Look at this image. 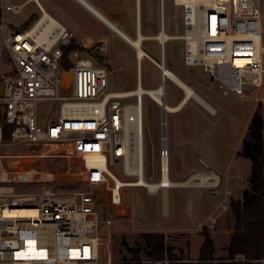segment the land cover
Segmentation results:
<instances>
[{"label":"built area","instance_id":"obj_1","mask_svg":"<svg viewBox=\"0 0 264 264\" xmlns=\"http://www.w3.org/2000/svg\"><path fill=\"white\" fill-rule=\"evenodd\" d=\"M179 5L184 63L203 66L223 95L234 94L254 107H264V0H210L208 4L181 0ZM0 11L16 13L19 8L0 0ZM4 24L2 18L0 28ZM73 39L74 33L48 14L40 15L28 29H9L3 38L12 66L0 73V149L14 145L27 151H0V264H98L104 247L111 259L112 220L103 218L100 194L108 197L109 191L110 203L117 205L122 201L121 189L127 186L118 187L110 165L122 159L125 174L147 180L144 104L146 96L155 99L129 90L109 91L107 65L79 51L71 56L72 70H63L62 46ZM98 47L107 51L104 41ZM163 51L161 45L160 60ZM166 75L160 71L157 88L164 81L166 87L170 79ZM157 95L168 104L167 87L163 96ZM43 100L59 104L60 111L45 125L40 124L37 108ZM155 102L163 113L162 181L165 171L170 178L167 114L174 111ZM211 179L218 201L215 210L198 223L200 228L214 227L231 205L228 176L216 174ZM69 181L82 187L57 185ZM202 182L200 175L196 183L205 185ZM140 186L150 193L161 191L165 203L174 185L166 190L158 185L154 191ZM17 209L34 212L14 213Z\"/></svg>","mask_w":264,"mask_h":264},{"label":"rangeland","instance_id":"obj_2","mask_svg":"<svg viewBox=\"0 0 264 264\" xmlns=\"http://www.w3.org/2000/svg\"><path fill=\"white\" fill-rule=\"evenodd\" d=\"M167 14V28L172 34L183 33L182 7L174 3V0H165ZM161 0H157L160 6ZM143 14L146 23L158 21L159 10L152 3V0H144ZM5 21L4 28H0V73L7 72L12 66L10 57L4 46V35L13 26H20L23 23V15H15L9 11L1 13V19ZM13 24V25H12ZM117 41V40H116ZM113 47V42L110 48ZM153 57L160 59L161 49L157 41H146L144 44ZM131 51V50H130ZM166 63L185 83L190 85L204 100L215 108L212 113L209 109L201 106L199 102L192 99L183 110L170 112L168 117V134L170 157V178L172 175L173 154L182 150V142L189 136L187 148L191 151L193 158L197 154L205 164H201L205 171H213L223 178L224 174L214 170L228 172V184L232 189V198L238 199L243 196L244 190L255 193L254 182L251 177V159L264 149V107L254 103L238 99L234 94L223 95L221 90L212 81L211 74L206 72L203 66H187L184 63V42L183 40H170L166 46ZM132 53H136L132 50ZM107 61V62H106ZM101 63H109V91H122L135 88L138 74L137 60L127 64L128 70L121 67V52L111 51L100 59ZM143 86L145 88H157L161 83L160 70L148 59L141 62ZM72 74V73H71ZM185 96L184 90L172 79L167 81V103L170 106L177 105ZM133 102L134 99H127ZM38 114L40 124L45 125L48 120L58 118L59 104L54 101H39ZM188 112L189 119L185 118ZM162 108L149 96L145 97L144 104V149H145V177L149 181L160 179V147L162 146ZM189 128V133L185 129ZM184 130V133H183ZM1 152L17 154L27 151V148H20L14 145L0 149ZM47 166V165H46ZM65 163H61L64 168ZM215 166V167H214ZM110 168L123 180H136L134 174L123 172L122 159L110 165ZM179 178V177H178ZM196 182L197 179H194ZM209 181H213L210 179ZM112 185V182L110 183ZM63 189L82 187L80 182H60L57 184ZM176 188L171 187L168 191L167 209L163 202L162 193H150L143 186L123 187L122 201L111 204L109 201L110 192L107 191V218L112 220L111 232V259L105 247L100 248L98 264H125L132 263L134 252L126 247L138 248L142 246L144 233H164L166 245L172 247L173 252L183 259L176 261L189 264L198 263V254L203 242V234L210 233L215 243V256L217 258L227 255V245L230 240L233 220L231 210L221 213L217 224L214 227L205 226L200 228L198 223L205 220L208 214L215 210L218 197L214 194L212 185H202L201 188ZM186 191L199 195L200 202L193 206L185 215L174 213L173 201L177 203L189 197L193 202L196 198L191 193L180 194ZM103 192L100 194V198ZM180 194V195H178ZM101 207L102 203L100 201ZM184 204V203H183ZM174 229H162L165 226H174ZM144 264H170L165 255L162 260L150 259L143 251L141 252ZM218 259L212 264H221Z\"/></svg>","mask_w":264,"mask_h":264},{"label":"crops","instance_id":"obj_3","mask_svg":"<svg viewBox=\"0 0 264 264\" xmlns=\"http://www.w3.org/2000/svg\"><path fill=\"white\" fill-rule=\"evenodd\" d=\"M143 2L144 0H7V3L14 5L19 8L18 12H11L15 15H23V23L20 26H13L12 29L24 30L35 23L37 18L42 14H48L53 17L68 30L74 33V39L88 48H93L98 54L106 56L108 52L114 54L121 52V67L128 70L127 64L134 58L137 60V69L139 59L137 58V51L132 45L133 39H138L140 35H143L142 45L146 41L155 40L160 45L159 40L153 39L152 37L162 31V6L157 3V0H152V3L159 10L158 21L146 23L143 14ZM166 2V1H165ZM167 7V4H166ZM13 25V24H12ZM166 31L171 33L167 28V14L165 21ZM117 40V41H116ZM180 40V39H172ZM106 44L107 51L103 52L99 50V45ZM113 42V47L110 48V44ZM169 42V41H168ZM166 43V46L168 44ZM145 49V47H144ZM131 50V51H130ZM135 51V54L132 53ZM147 53L153 57V55L147 50ZM166 51V47H165ZM167 54V52H166ZM89 56V55H88ZM147 58V57H146ZM145 58V59H146ZM155 58V57H153ZM156 59V58H155ZM161 59V57H160ZM157 59V60H160ZM167 59V57H166ZM144 59L142 60V62ZM107 62V61H106ZM96 63H99L96 61ZM107 63V67H108ZM109 69V67H108ZM110 71V69H109ZM138 71L136 81L137 85L142 84L143 79ZM135 87V88H136ZM167 87V84H166ZM134 89V88H131ZM194 98L185 100L184 97L177 104L179 110H183L184 106ZM195 100V99H194ZM198 102V101H197ZM201 106V103H199ZM175 105V106H177ZM205 107V106H204ZM188 112L184 115L185 118L189 119ZM184 134L189 133V128L185 129ZM189 136H186L182 142V150L178 153L173 154L172 161V175L175 179H170L178 185H174L176 188H201V184L196 183L194 179H198L201 173H205V168L200 166V163L205 164L204 160H201L197 154L196 158H193L191 151L186 147L189 143ZM206 165V164H205ZM215 167V166H214ZM216 172L226 174L228 176L227 169L223 172L215 167ZM171 175V174H170ZM179 177V178H178ZM194 178V179H192ZM192 179L193 182L190 184H181L184 181ZM192 194L195 196V200L192 202L189 197L182 201V204L177 203V198L174 199L173 207L174 213L185 215L188 210H191L193 206H197L200 202V197L197 194L186 191L180 193L184 195ZM178 194V195H180ZM243 197V196H242ZM240 197V198H242ZM168 201V199H167ZM184 203V204H183ZM174 226L161 227L162 229H174Z\"/></svg>","mask_w":264,"mask_h":264},{"label":"trees","instance_id":"obj_4","mask_svg":"<svg viewBox=\"0 0 264 264\" xmlns=\"http://www.w3.org/2000/svg\"><path fill=\"white\" fill-rule=\"evenodd\" d=\"M1 16V11H0ZM27 27L26 29H28ZM63 55L61 66L66 72L73 68L71 56L74 51L92 57L95 61L104 59L93 48H88L73 39L68 45L62 46ZM100 64H106L101 63ZM107 65V64H106ZM8 126L5 127V138H8ZM251 177L255 193L244 190L242 198L231 199V218L233 220L231 236L226 247L227 255L217 258L215 256V243L210 233L203 234V242L199 249L197 264H212L214 260H219L221 264H264V149L251 159ZM128 250L134 252L132 263L144 264L141 252L150 259L162 260L165 255L171 261L170 264H177L176 261L183 259L173 252L172 247L166 245L164 233H144L141 247ZM178 264H189L179 262Z\"/></svg>","mask_w":264,"mask_h":264},{"label":"bare ground","instance_id":"obj_5","mask_svg":"<svg viewBox=\"0 0 264 264\" xmlns=\"http://www.w3.org/2000/svg\"><path fill=\"white\" fill-rule=\"evenodd\" d=\"M201 1L203 3L208 4L210 0H198ZM181 0H174L175 4H180ZM161 6H162V31H160L159 33L155 34L152 38L153 39H157L160 41V43H162L163 45V57L162 60H157L155 58H153L151 55H149L147 53V51L144 49L143 45H142V40L144 39L143 35H140L138 39H133L131 41L132 45L135 47L136 51H137V58L139 59V64H138V71L141 72V62L143 59H148L150 62H152L161 72L163 73H167V77H169L170 79H172L178 86H180L185 93L184 99H190V98H194L196 101H198L199 103H201L202 105H204L207 109H209L212 113H214L215 108H213V106L211 104H209L206 100H204L190 85H188L187 83H185L174 71H172L166 63V51H165V47H166V43L172 39H182L181 34H172L166 31L165 28V21H166V5H165V0H161ZM165 81L162 83L160 88H145L143 86V84H140L139 86H137L134 89H130V94H139V95H143V94H149L151 95L155 101H157L158 103H161L163 106L166 105L167 106V110L170 111H177L179 109V106H170L168 104H166L164 102V98L160 97L158 94H161L162 96L165 94ZM133 169L134 171L139 172V168H134V167H129V170ZM203 177V182L202 184H207V185H212L213 182L209 181L211 178H213L214 176L216 177V173L213 171H206L205 173H201L200 174ZM116 179H117V185L118 187L121 185H125L127 187L129 186H140V185H147L149 187V191H154V189H156V187L158 185H162L165 187V190L167 188L168 185H178V183H174V181L170 180L168 173L165 171L164 173V178L159 181H149V180H145L143 178L140 179H136V180H123L121 179L119 176L116 175ZM194 179V178H192ZM187 180L184 181L183 185L185 184H190L193 182V180ZM116 192V198H118V194H119V190L116 188L115 190ZM165 209H167V195L165 198ZM33 210H29V209H17L16 211H14V213H19V214H30L33 213Z\"/></svg>","mask_w":264,"mask_h":264},{"label":"water","instance_id":"obj_6","mask_svg":"<svg viewBox=\"0 0 264 264\" xmlns=\"http://www.w3.org/2000/svg\"><path fill=\"white\" fill-rule=\"evenodd\" d=\"M0 93H2V84L0 85ZM100 201L102 203L103 218L105 219L107 217V204H106V196H105L104 192H103V194H102V196L100 198Z\"/></svg>","mask_w":264,"mask_h":264}]
</instances>
